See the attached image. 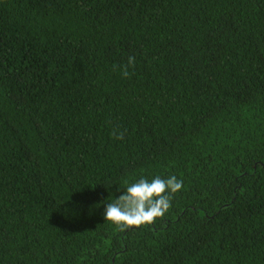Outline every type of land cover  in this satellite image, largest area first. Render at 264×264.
Here are the masks:
<instances>
[{"label":"trees","instance_id":"16d2710c","mask_svg":"<svg viewBox=\"0 0 264 264\" xmlns=\"http://www.w3.org/2000/svg\"><path fill=\"white\" fill-rule=\"evenodd\" d=\"M0 264H264V0H0Z\"/></svg>","mask_w":264,"mask_h":264},{"label":"clouds","instance_id":"9594fccd","mask_svg":"<svg viewBox=\"0 0 264 264\" xmlns=\"http://www.w3.org/2000/svg\"><path fill=\"white\" fill-rule=\"evenodd\" d=\"M134 63L135 57L130 56L128 65ZM124 74L127 75V72ZM118 138L122 139V135ZM113 185L110 190L105 189L107 195L102 201L107 202L102 206V215L115 229L124 231L133 226L151 225L163 217L172 206L174 194L182 190L183 181L176 176L165 179L160 176L149 178L147 175H140L132 181H125L123 188L118 186L115 193L112 190ZM109 191L112 193L110 200ZM94 208L92 206L89 211Z\"/></svg>","mask_w":264,"mask_h":264}]
</instances>
